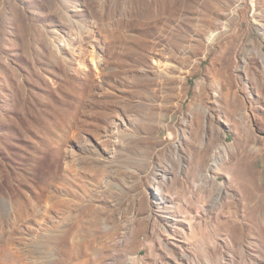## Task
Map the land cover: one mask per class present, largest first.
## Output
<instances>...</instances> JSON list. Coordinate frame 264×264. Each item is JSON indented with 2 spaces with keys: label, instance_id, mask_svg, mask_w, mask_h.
Returning a JSON list of instances; mask_svg holds the SVG:
<instances>
[{
  "label": "rangeland",
  "instance_id": "374dc122",
  "mask_svg": "<svg viewBox=\"0 0 264 264\" xmlns=\"http://www.w3.org/2000/svg\"><path fill=\"white\" fill-rule=\"evenodd\" d=\"M0 264H264V0H0Z\"/></svg>",
  "mask_w": 264,
  "mask_h": 264
},
{
  "label": "bare ground",
  "instance_id": "6f19581e",
  "mask_svg": "<svg viewBox=\"0 0 264 264\" xmlns=\"http://www.w3.org/2000/svg\"><path fill=\"white\" fill-rule=\"evenodd\" d=\"M216 158V157H215Z\"/></svg>",
  "mask_w": 264,
  "mask_h": 264
}]
</instances>
